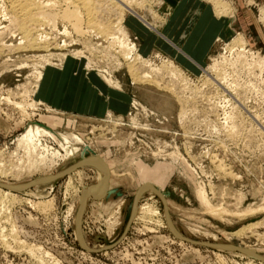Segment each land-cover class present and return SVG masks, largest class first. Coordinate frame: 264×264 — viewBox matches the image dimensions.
Wrapping results in <instances>:
<instances>
[{
    "label": "rangeland",
    "instance_id": "obj_1",
    "mask_svg": "<svg viewBox=\"0 0 264 264\" xmlns=\"http://www.w3.org/2000/svg\"><path fill=\"white\" fill-rule=\"evenodd\" d=\"M38 1L50 16L40 11L45 21L29 25L32 46L11 19L12 1L0 0V183L56 178L13 191L15 200L9 195L6 209L1 206L0 264H264L236 248L179 238L161 197L142 188L152 185L164 196L178 234L264 255V0H132L135 15L96 0L109 34L88 25L84 14L82 33L75 30L61 17L64 0ZM196 6L199 16L190 20ZM128 17L134 26L126 24ZM199 17L211 31L196 52L185 42ZM141 28L155 33L148 51L141 49ZM181 29L187 31L182 38ZM165 36L180 39L181 50ZM119 37L129 45H117ZM68 58L82 60L86 71L126 95L123 108L65 113L37 99L42 68ZM169 62L176 77L157 72ZM129 66L154 81L134 79ZM30 103L33 109L19 107ZM33 122L51 136L21 141ZM72 147L81 153L74 149L64 157ZM87 157L106 171L105 195L89 192L78 221L81 191L95 177L82 162ZM200 187L210 207L197 196ZM134 202L156 214L132 217L127 226Z\"/></svg>",
    "mask_w": 264,
    "mask_h": 264
},
{
    "label": "bare ground",
    "instance_id": "obj_2",
    "mask_svg": "<svg viewBox=\"0 0 264 264\" xmlns=\"http://www.w3.org/2000/svg\"><path fill=\"white\" fill-rule=\"evenodd\" d=\"M12 1V8L11 9H13V14L14 15H12L11 14V16H13L11 19H12V21L14 22V24H16L18 27H19V25H20V28L19 29H21L22 31H23V34H24V38H25V40H26V42L28 43V44H30V45H32L33 44V42H35L34 41V38L32 37V36H30V34H32L31 33V28H29L31 25H34L35 26V24L36 23H38L37 21H38V19H40L41 20V17L43 18V17H45V16H43V15H41L42 13H44L45 14V11L44 12H42L43 10H42V5L41 4H38L40 1H38V3L36 2V0H11ZM65 2H66V4H67V6H66V8H63L64 10H63V13H60L62 16V19H66V21L68 20V21H70L69 23H72L75 27H76V29L75 30H77L78 29V32H81L82 33V31H79L80 30V26H79V24H80V22H82L81 20H82V14H84L85 15V18H84V20H85V22L86 23H88V25H91L93 28H95V30L96 29H98L100 32H101V34L102 33H105V32H107L108 33V30L109 29H107L109 26L107 25V23L105 24V23H101L100 22V20L98 19V17H97V15H98V13L96 14V12H97V8H99L100 6H98V4H97V6H96V3H97V1L96 0H64ZM111 1H113L114 3H115V5H118V6H121V9H122V11H124V10H127V11H129L131 14H133V15H135V13H134V9L132 8L133 7V5H132V0H111ZM42 3V2H41ZM55 3V2H54ZM54 3H52L51 2V4L50 5H53ZM219 3V2H218ZM218 3H216V7H218L219 5H218ZM46 5V4H45ZM131 5H132V7H131ZM11 6H9V7H11ZM47 6V5H46ZM48 6H49V3H48ZM221 6V5H220ZM44 7V6H43ZM52 6H50V8H51ZM70 8V9H69ZM97 9V10H96ZM133 9V10H132ZM263 8H261V10H262ZM36 10V11H35ZM102 10H103V8H102ZM42 13H41V12ZM47 12V11H46ZM102 12V11H101ZM263 16H264V9H263ZM10 13H12V12H10ZM124 13V12H123ZM55 14V13H54ZM59 14V15H60ZM261 14V13H260ZM45 15H49L50 16V14L48 13V14H45ZM122 15V14H121ZM52 16H54L52 13H51V20L52 19H54V18H52ZM152 16V15H151ZM103 17V16H102ZM148 18V17H147ZM146 18V16L145 15H143V16H141L140 17V20L145 24V25H151L152 24V22H146V20H148ZM44 19V21H45V18H43ZM101 19V18H100ZM122 19H123V17L121 16V18H120V20L119 19H117V21H122ZM47 20V19H46ZM50 20V19H49ZM11 21V22H12ZM48 21V20H47ZM53 21V20H52ZM33 22H36L35 24H32ZM40 22V21H39ZM30 25V26H29ZM73 25H71V26H73ZM108 27H107V26ZM118 25H116V27H117ZM121 26V25H120ZM31 27H33V26H31ZM74 27V28H75ZM121 28H122V26H121ZM36 29V28H35ZM64 29H66V28H64ZM65 32V31H64ZM83 32L85 33L86 31H84L83 30ZM99 32V33H100ZM114 32V31H113ZM22 33V32H21ZM66 33V32H65ZM81 33H79V34H81ZM98 33V32H97ZM98 33V34H99ZM110 33V32H109ZM108 33V34H109ZM121 33H122V31H121ZM114 34H116V32L114 33ZM114 34H113V36H114ZM106 35V34H105ZM112 35V34H111ZM119 35V34H118ZM117 35V36H118ZM122 35V34H121ZM108 36V35H107ZM120 36V35H119ZM106 37V36H105ZM121 37H123V36H121ZM112 38H114V37H112ZM112 38L110 39V40H112ZM115 38H116V36H115ZM36 40V39H35ZM116 40V39H115ZM239 40H240V38H239ZM242 40H243V38H242ZM242 40H240V41H242ZM114 41V40H113ZM127 40L125 39V41L123 40V38H122V40L120 39V37L117 39V41H116V43H118L117 45H120V46H125V45H129L127 42H126ZM115 42V41H114ZM113 42V43H114ZM109 43H112V41L111 42H109ZM237 43V42H236ZM235 43V44H236ZM244 43V42H243ZM241 44H242V42H241ZM34 45V44H33ZM32 45V46H33ZM36 45V44H35ZM94 45V44H93ZM244 45V44H243ZM27 46H29V45H27ZM115 47V46H114ZM93 48V47H92ZM134 48V47H133ZM240 48V47H239ZM117 49H119V48H117ZM123 50V49H122ZM135 50V49H134ZM241 50H245L244 49V46H243V48H241ZM117 51V50H116ZM135 53V52H134ZM128 54H130V53H128ZM127 55V54H126ZM138 55V54H137ZM123 56V55H122ZM129 58V57H128ZM131 58H132V56H131ZM134 58V57H133ZM138 58V57H137ZM141 59V58H140ZM139 59V60H140ZM129 61V60H128ZM131 61V60H130ZM143 61H144V59H143ZM127 62V61H126ZM147 62V61H146ZM130 64H131V62H130ZM132 64H133V62H132ZM134 65V64H133ZM128 67V66H127ZM130 67V70L129 71H132V73H133V75H132V73H130L132 76H133V78L134 79H136V80H142V79H145V80H151V81H154L153 79L154 78H152L151 76L152 75H150V74H148V73H143V74H140L139 75V73H136V72H134V70H135V68H133L134 66H129ZM137 69V68H136ZM157 69V72L159 71H166V72H169L171 75H173L174 77H176L177 75H179L178 74V71L177 70H175L174 69V66H173V64H172V62H169V63H167V64H163L162 65V67H159V68H156ZM137 71V70H136ZM181 73V72H180ZM38 77H40V74H38ZM185 79V78H184ZM111 81V80H110ZM113 82V81H112ZM157 83V82H156ZM159 83V82H158ZM112 84V83H111ZM114 84V83H113ZM115 86H116V83H115ZM118 86V85H117ZM172 89V88H171ZM34 104H20V106L19 107H21L22 108V110L23 111H26V107H32ZM20 108V109H21ZM32 109H33V107H32ZM21 110V111H22ZM23 114V113H22ZM33 123H35V126H34V128H32L31 127V125L29 126V129L30 130H27L23 135H22V138L20 139L21 141H25V140H27V141H30V142H33L35 139L37 140V139H39L40 138V136H45V135H50L51 136V131L46 127V126H44L43 124H41V123H36V122H33ZM40 135V136H39ZM65 140V139H64ZM20 141V142H21ZM37 143H39V142H37ZM32 144V143H31ZM76 150V151H78L79 153H81V149H79V148H74V147H72V148H67V149H65V155H63L64 157H66L67 155H69L73 150ZM74 150V151H75ZM77 152V153H78ZM55 154H59V152H57L56 151V153H53V156H55ZM96 158L98 159L99 158V156H96ZM83 163L85 162V165H87V166H89V167H91L92 169H94V171H95V177H94V180H92V182L88 185V186H86V187H84V189H86V190H82L81 191V193H83L84 194V196L82 195L80 198H81V206L82 207H84V205H85V202H86V197H87V199H88V197L90 196L89 195V192H91V195L92 196H101V197H99V198H102L104 195H105V193L103 192V191H101L102 190V186L104 185V184H106L105 182H106V171H105V169H104V167H103V165L99 162V161H97L96 159H94V157H87V158H84V160L82 161ZM76 166V165H75ZM74 167V166H73ZM1 169V168H0ZM70 170H72V169H70ZM65 171V173H67L68 175H69V177H70V175L72 174L71 173V171ZM77 170H78V168H77ZM76 169H74V171H77ZM64 173V174H65ZM63 175V172L61 173V174H57L56 176H58V177H60V176H62ZM56 177H53V176H48V177H46V178H44V180L43 181H48V180H50V181H53V179H55ZM71 178V177H70ZM33 181V180H32ZM30 181H28V182H21V183H18V184H5V183H3V184H5V185H7V186H2L1 184H0V208H1V206L4 208V209H6V204L7 203H10V201H7V199L9 198L8 196L10 195V198L8 199V200H10L11 198H14V197H12L14 194H15V192H13V191H16V189H12L10 186H15V187H24L27 183H29ZM25 188H27V187H25ZM25 188H23V189H25ZM142 188H145V190H148V191H151V192H153V194H154V186H152V185H148V186H146V184H143L142 185ZM142 188H141V191H143L142 190ZM97 190V191H100L99 193L98 192H95V191H93V190ZM92 190V191H91ZM197 196L200 198V200L204 203V204H206L208 207H210V205H209V202H208V199H207V196H206V193H205V191H204V189L203 188H201L200 187V189H198L197 190ZM5 197V198H4ZM98 198V199H99ZM13 200H15V199H13ZM12 199H11V202L13 201ZM43 204V203H42ZM44 207V206H43ZM136 208V209H135ZM135 208H134V213H133V217L134 218H143V217H146V216H149V215H151V214H156V212L153 210V209H151L150 207H149V205H147V206H139V207H136V205H135ZM212 208V207H211ZM2 209V208H1ZM213 209V208H212ZM1 211V210H0ZM170 228L175 232V233H177L178 234V232H177V230H176V228L171 224L170 225ZM16 230V229H15ZM8 234V233H7ZM4 235V234H3ZM2 235V236H3ZM179 235H181V234H179ZM7 236V235H6ZM5 238V237H4ZM3 238V239H4ZM11 238H13V236L11 237ZM1 239V238H0ZM3 239H1L3 242H5V240H3ZM182 239V238H181ZM212 247H220V248H224L225 246L224 245H219V246H212ZM36 248V247H35ZM31 249H32V247H31ZM31 249L29 248L28 250H30L31 251ZM34 249V248H33ZM240 251H241V253H244L245 255H248L249 256V258H258L259 259V261H264V260H262L261 258H259V253H257V252H255V251H253V250H249V249H246V248H242V249H240ZM262 255V254H261ZM58 263V262H57Z\"/></svg>",
    "mask_w": 264,
    "mask_h": 264
},
{
    "label": "crops",
    "instance_id": "obj_3",
    "mask_svg": "<svg viewBox=\"0 0 264 264\" xmlns=\"http://www.w3.org/2000/svg\"><path fill=\"white\" fill-rule=\"evenodd\" d=\"M200 9V6H196L192 9L196 12L192 15L190 20L196 15L197 17L199 16L198 11H200ZM201 17H204V13ZM199 20L200 17L196 20L197 24L189 32L190 37H188L185 42H189L188 46L190 47V50L193 48L196 52L203 51L197 48V45L200 41H204L202 36L206 33L209 35L211 31V24L209 21L206 22L204 27H202ZM135 21L136 20L133 18L128 17L126 24L128 26H134L132 22L134 23ZM169 32L170 30L167 31V33ZM186 32V29H181L177 33H179L180 38H182ZM139 34L143 36L141 49L143 51H148L152 46V42L155 41V33L145 28H141ZM165 38H167V40H169L178 50H181V48L177 46L180 39L173 42L167 36H165ZM159 43L166 46V44L161 41H159ZM199 56L200 54L197 53V57ZM42 69V76L38 80V87L35 96L52 109L65 113L97 115L102 113L106 108H123L127 102L126 95L119 94L120 91L117 89L113 91L112 87H109L108 85L110 83L106 80L104 81L96 71H86L82 60L68 58L61 66L47 64Z\"/></svg>",
    "mask_w": 264,
    "mask_h": 264
},
{
    "label": "water",
    "instance_id": "obj_4",
    "mask_svg": "<svg viewBox=\"0 0 264 264\" xmlns=\"http://www.w3.org/2000/svg\"><path fill=\"white\" fill-rule=\"evenodd\" d=\"M81 164H83V163L79 162V163H77V166L78 165H81ZM44 178L45 177L43 176V177L34 179L33 181H30L29 183H27L24 187H15V186H10V187L12 189L21 190V189H23L25 187H29L31 185H34V184H37V183L42 182L44 180ZM0 184L2 186H7V185H5L3 183H0ZM153 189H154V192L157 193L161 197V199H162V201H163V203L165 205L166 220H167L168 224L171 225L170 216H169V212H168L167 205H166V200H165L164 196L160 193V191L158 189H156L155 187ZM140 191H141V188L138 189V192H140ZM82 195H83V193H81V196ZM93 197H99V196H93ZM134 201L136 202L135 198H134ZM135 202L133 204L132 212H131L130 218L128 220L127 226L129 225V223H130V221H131V219L133 217L134 208H135V205H136ZM81 210H82V206L80 204L79 205V211H78V221L80 219ZM172 232L176 236H178L179 238H182L183 240H186L188 242L195 243V244L207 245V246H219V245L221 246V245H224L225 248H236V249H239V250L243 248L242 246H235V245H232V244H229V243H218V242H214V241H203V240H198V239L190 238V237H187V236H184V235H179V234L175 233L173 230H172ZM258 255H259V258H261L262 260H264V255H261V254H258Z\"/></svg>",
    "mask_w": 264,
    "mask_h": 264
}]
</instances>
